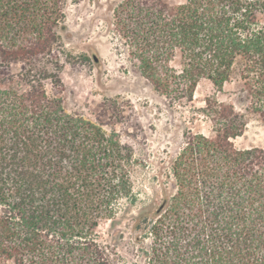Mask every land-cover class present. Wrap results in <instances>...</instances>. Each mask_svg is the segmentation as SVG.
Wrapping results in <instances>:
<instances>
[{
	"label": "trees",
	"instance_id": "trees-1",
	"mask_svg": "<svg viewBox=\"0 0 264 264\" xmlns=\"http://www.w3.org/2000/svg\"><path fill=\"white\" fill-rule=\"evenodd\" d=\"M62 1L0 0V264H118L125 232L98 228L119 218L135 264H264V146L234 143L246 115L209 96L212 135L186 126L155 162L137 157L115 127L66 108ZM107 22L167 109L203 78L237 80L264 120V0H117ZM150 165L144 201L133 176Z\"/></svg>",
	"mask_w": 264,
	"mask_h": 264
},
{
	"label": "rangeland",
	"instance_id": "rangeland-1",
	"mask_svg": "<svg viewBox=\"0 0 264 264\" xmlns=\"http://www.w3.org/2000/svg\"><path fill=\"white\" fill-rule=\"evenodd\" d=\"M116 1H62L65 17L54 52L62 65L60 76L69 111L80 112L92 120L99 117L106 127H115L122 140L134 148L137 157H145L151 163L157 160L159 151L181 139L186 126L212 135L211 121L203 115L201 108L207 97L216 95L220 101L234 102L246 115V130L234 139L235 145L239 148L264 146V120L248 109L245 100L238 99L242 84L237 80L225 83L223 90L218 91L209 79L203 78L198 82L189 106L176 105L174 111L167 109L136 69V61H131L121 39L109 31L107 21ZM12 70L18 73L22 64L13 63ZM46 88L49 94L54 93L50 80L46 81ZM152 167L138 166L133 176L135 191L144 201L151 196L148 185ZM140 204L130 208L132 211L127 216L136 214ZM126 222L127 219L119 218L111 226L109 220H104L98 230L108 241L115 228L124 231V239L116 236L117 249L122 256L118 264H135V247Z\"/></svg>",
	"mask_w": 264,
	"mask_h": 264
}]
</instances>
